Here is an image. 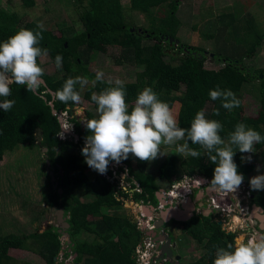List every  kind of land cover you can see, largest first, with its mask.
I'll return each mask as SVG.
<instances>
[{
  "label": "trees",
  "instance_id": "obj_1",
  "mask_svg": "<svg viewBox=\"0 0 264 264\" xmlns=\"http://www.w3.org/2000/svg\"><path fill=\"white\" fill-rule=\"evenodd\" d=\"M20 2L26 9L36 5V0H20ZM75 2L83 7L79 16L82 29L67 36L57 37L51 30L43 28V39L39 45L42 49H47L48 57L54 62L57 54L63 57L64 77L60 80L51 79L44 72L42 77L44 83L36 92H28L25 86L13 83L11 96L0 97V101L3 99L15 101L10 111L4 112L0 109V161L6 153L15 151L20 146L29 149L38 147L41 151L44 148L47 149L44 155L49 161L50 168L53 169L54 176L57 175L55 183L57 186L55 189L51 187L44 203L48 207L63 208L64 215L67 217L68 229L65 233L69 237L70 245L67 246L69 251L64 252L65 260L75 256L73 264H136L133 259V250L138 232L132 220L124 214H98L96 211H90L93 207H113L121 211L122 207L114 200L113 187L108 182L100 176L90 178L84 175V170L89 167L84 163L85 159L75 150L69 151L73 145L57 139L60 124L53 113L65 110L67 107L73 108L75 103L60 102L55 97L56 91L62 88L68 78L81 76L94 81L95 74L88 70L91 52H104L109 47H117L123 51L121 58L116 61L117 64L126 61L139 69L135 73L134 82L124 83L129 111L135 104L137 95L147 87L152 88L158 94V98L166 102L170 108L174 102L181 103L178 123L184 128L190 127L198 111L205 112L207 106L211 105L209 116L207 117L206 114L205 116L222 124V131L219 134L227 142L228 134L234 131L235 125L240 122L264 136V79L260 86L261 100L258 114L241 116L238 109L241 103L239 107L229 111L222 107L221 100L213 101L209 96L210 90L219 87L220 90L233 91L239 99L238 94L247 80L244 69L237 64L240 59L233 60L231 55L220 54V59L227 64L225 68L202 69L200 73L197 72L196 66L205 61V56L189 53L179 59L178 64L163 59L167 48L174 49V41L178 39L179 22L176 20L178 0H128L131 11L145 14L153 26L156 24L155 20L160 26L158 30L141 31L133 25L128 27L125 24L121 0H75ZM165 4L169 7L165 18L158 20L152 15L151 10ZM233 18L231 26L225 29L236 28L235 15ZM250 19L245 18L242 22H245V30L254 32V40L249 47L251 51L263 41L264 32H260L255 22ZM37 25L34 22L22 23L17 13L0 7V42L6 41L21 28L41 31ZM130 28L134 29V32L130 31ZM213 36L214 34L209 37ZM170 39L174 40L169 45ZM147 40H151L152 43L144 44ZM39 61L40 58L38 63ZM255 76L257 77V74ZM250 79L253 80V77ZM111 86L114 84L110 85L104 80L96 82L91 90L85 91L84 97L97 109V105L91 100L93 92L100 93ZM216 110L219 111V115H215ZM96 118L92 114H87L86 122ZM73 121L78 135L77 146L81 147L85 138L91 133L85 126L86 122L82 125L80 122ZM39 130L40 134H38ZM189 148L199 151L201 156L199 158L188 156L180 160L176 155L168 153L159 166L158 178L168 181L176 174L179 167L189 175L200 173L213 178L215 164L210 162L206 150L190 141ZM200 148L203 149L207 158H204ZM254 150L260 152L264 166V142L254 145ZM254 155L255 153H249L247 157L251 156L252 159ZM245 157L246 153H240L238 150L234 156L240 174H243L241 169L245 168L249 172L255 169L253 163L250 165L244 163ZM124 162L131 168L132 162H135L134 167L137 166L136 171L132 169L130 171L142 187L143 193L136 195L135 198L149 200L151 204H155L157 202L155 195L159 187L157 180L144 171L148 162L140 161L132 155H129ZM244 177L247 179L245 175ZM59 190H62V193ZM79 191L80 193L77 194ZM80 194H93L95 200L83 202L79 200ZM254 202L264 208L263 190H255ZM194 222L187 226L186 234L204 246L205 254L193 264H213L217 247L227 248L229 244L235 245L236 236L224 233L217 222H212L209 218L197 219ZM198 225L201 228H198ZM82 235L92 236L93 241L91 243L81 241ZM59 238L60 236L54 233V230L52 232L51 228L41 235L34 234L26 237L31 244L25 245L23 249L30 250V246L38 242L42 247L32 252L42 257L46 264H55L61 248Z\"/></svg>",
  "mask_w": 264,
  "mask_h": 264
},
{
  "label": "rangeland",
  "instance_id": "obj_2",
  "mask_svg": "<svg viewBox=\"0 0 264 264\" xmlns=\"http://www.w3.org/2000/svg\"><path fill=\"white\" fill-rule=\"evenodd\" d=\"M179 7L176 13V20L179 22L177 29V40L174 41L172 48H167L163 59L171 61L173 64H178L179 59L187 54H199L205 56L203 63L197 64V72L202 69L219 70L227 66L225 61L220 59V54L230 56L238 60V66L244 69L247 80L244 82L240 93L238 94L241 100V106L238 108L241 116H256L259 112V102L261 100V81L264 79V39L259 46L253 50L249 47L253 43L254 32L245 30V18L255 22L260 32H264V0H178ZM123 6V18L125 24L134 26L141 30H158L160 26H154L149 22L148 16L143 13L133 12L129 9L128 0H121ZM0 7L10 12H15L20 17L22 23L34 22L42 24L44 29L51 30L55 36H67L72 32L82 29V24L79 16L83 11V7L78 5L75 0H36V5L33 8H24L20 0H0ZM168 5H162L153 8L151 13L158 20L164 19L168 10ZM228 13V14H227ZM235 15L237 22L236 30L234 28L225 29L231 26ZM234 19V18H233ZM241 21V22H240ZM165 29V27H163ZM131 29V28H130ZM225 30H229L225 33ZM134 32L133 30H130ZM140 34V32H137ZM214 34L213 37H209ZM150 39V38H148ZM174 40V39H172ZM173 42V41H172ZM151 40H147L144 44H151ZM261 44H263L261 46ZM170 45V42H169ZM123 51L117 47H109L106 51H92L89 58L88 70L96 75V72L104 73V81L122 80L124 83L134 82L135 73L139 70L133 64L123 61L122 64H117V59H120ZM243 58V59H241ZM44 72L52 78L60 80L64 77V63L60 69H57L55 62L50 57H41L39 61ZM257 74V77L255 76ZM260 75V77H259ZM253 77V80L250 79ZM262 77V78H261ZM88 84L83 88L80 85L76 86V90L80 93L81 102L70 107L71 114L77 118L83 125L86 122L87 114H92L97 117V109L93 103L84 97L86 90H91L94 86L93 81L88 79ZM109 84V83H108ZM99 94L98 92H93ZM181 109L180 102H174L171 110L179 120ZM211 111V105L207 106L205 114L208 117ZM183 144V141L177 142ZM204 158H207L202 148H200ZM43 151V150H42ZM42 151L35 147L33 150L27 147H19L14 154L6 153L0 163V236L7 232H16V234L39 235L44 231L52 228V232L57 233L60 238L66 243L69 237L64 236L62 228L55 221L54 214L49 212L46 205L41 206L44 202L46 193L51 190L52 185L47 174L51 172V168L47 165L45 155ZM162 151L165 155L158 156L155 160L148 162L144 171L157 180V183L162 184L158 178L159 166L168 155L172 153L180 160L188 158L189 155H181L176 152V146H162ZM246 153L244 163L246 165L254 164L255 169L252 172L245 168L241 172L250 180L251 177L264 174L263 158L260 152H255L254 157L249 162ZM133 165V163H132ZM134 166V165H133ZM182 168L179 167L175 174H182ZM259 169V171L257 170ZM60 173V172H59ZM240 173V172H239ZM89 175V174H88ZM90 176V175H89ZM91 176L94 174L91 173ZM167 182V181H166ZM54 183V182H53ZM165 183V182H164ZM30 187V188H29ZM33 196V203L26 196V190ZM264 192V190H263ZM15 203H14V202ZM24 202V203H22ZM14 203V204H13ZM44 204V203H43ZM191 207V206H188ZM45 208V209H44ZM133 205L129 204V209L119 210L117 208L93 207L90 211H96L98 214H124L132 216ZM24 212V213H23ZM126 212V213H125ZM19 213V214H18ZM32 214L33 221L30 217V222H27L25 215ZM194 222V221H193ZM47 223H49L48 227ZM195 223V222H194ZM58 226V227H57ZM198 228H201L199 225ZM8 228V229H7ZM7 229V230H6ZM181 230V228H180ZM180 230L178 231L180 233ZM185 234L182 238H176L177 249L175 256L182 258L181 263L193 264L197 262L204 254V246L196 242ZM81 241L91 243L92 236L82 235ZM113 241H116L113 239ZM240 242V239H237ZM235 241V243L237 242ZM61 245L60 250H67L66 244ZM26 244V243H25ZM31 241H27L26 245H30ZM42 245L35 242L30 246V250L36 251ZM70 253V252H69ZM57 257L55 264H73V257L65 260L61 256ZM5 262V255L3 256ZM29 263V262H28ZM34 264H44L39 261ZM46 264V263H45Z\"/></svg>",
  "mask_w": 264,
  "mask_h": 264
},
{
  "label": "clouds",
  "instance_id": "obj_3",
  "mask_svg": "<svg viewBox=\"0 0 264 264\" xmlns=\"http://www.w3.org/2000/svg\"><path fill=\"white\" fill-rule=\"evenodd\" d=\"M37 27L41 31L21 28L6 41L0 42V97L11 96L13 83L25 86L28 92H36L44 83V70L38 59L47 56L48 51L39 46L43 39V25L38 24ZM62 62L63 57L57 54V69L61 68ZM103 79L104 73L98 70L93 83L103 82ZM88 82L87 77L68 78L62 88L56 91L55 97L62 103L79 104L81 96L76 86L79 84L83 88ZM108 83L111 85L113 81ZM209 96L213 101L221 100L222 107L229 111L239 107L241 103L233 91L220 90L219 87L210 90ZM91 100L97 105L98 118L85 123L91 134L85 138L82 154L85 157L84 163L101 174V178L106 174L110 162L120 164L129 155L140 161L151 162L158 156L165 155L162 146L175 145L176 152L181 154L179 156L199 158L201 153L189 148L190 141L205 149L210 162L215 164L209 186L216 190L235 192L244 181V176L238 172L234 161L237 150L240 153H255L254 145L264 142V136L243 122L235 125L226 142L219 134L222 124L217 120L207 119L203 110L195 114L189 128L181 127L170 106L161 101L150 87L137 95L135 104L129 111L124 82L120 79H116L114 86L99 94L93 93ZM14 104V100L3 99L0 101V109L8 112ZM215 115H219L218 110ZM179 141H183V144H178ZM71 149L74 150L73 147ZM247 160L250 162L251 156ZM249 184L252 190H264V174L251 177ZM121 207L123 210V203ZM203 218L196 214L195 220ZM172 230L170 244L174 246L173 227ZM165 249L170 251L168 245ZM170 252L169 255L162 250V256L164 254V257L172 259V264H181L182 258L178 262L179 256L174 258V253ZM213 264H264V235L253 236L247 242L237 241L227 248L217 247Z\"/></svg>",
  "mask_w": 264,
  "mask_h": 264
},
{
  "label": "built area",
  "instance_id": "obj_4",
  "mask_svg": "<svg viewBox=\"0 0 264 264\" xmlns=\"http://www.w3.org/2000/svg\"><path fill=\"white\" fill-rule=\"evenodd\" d=\"M71 113L69 107L53 113L60 124V131L56 136L61 142H70L73 149L85 159L82 154L85 142L81 147L77 146L78 135L73 120L80 121ZM102 177L112 185L113 197L123 203V207L127 204L133 205L130 219L138 232L133 250L136 264L173 263L172 259L162 256V250L171 245L173 230L171 224L161 222V214L166 210L177 209L181 204L192 202L198 216L217 222L224 233L236 236L235 241L240 239V242H247L253 236L264 235L259 220L254 216L255 190L250 188L249 180L245 177L239 188L232 192L211 188L209 184L212 177L182 173L170 178L165 182L166 185L159 186L155 204H151L149 200L135 198L136 195H142L143 189L133 179L124 163L110 162L106 174ZM120 194H124L123 197ZM60 253L63 260L64 253Z\"/></svg>",
  "mask_w": 264,
  "mask_h": 264
},
{
  "label": "crops",
  "instance_id": "obj_5",
  "mask_svg": "<svg viewBox=\"0 0 264 264\" xmlns=\"http://www.w3.org/2000/svg\"><path fill=\"white\" fill-rule=\"evenodd\" d=\"M228 31L229 30H225V33L228 32ZM262 45L263 44H261V46ZM257 46H259V45H256L255 47H257ZM33 149H30V150H33ZM14 152L15 151H12V152H9V153L14 154ZM0 163H1V161H0ZM122 163H124L128 167L130 174H131V171H130L131 169L135 170V171L137 169L136 168L137 166L134 167L135 166L134 165L135 162H132L133 165H134V166L132 165V168H131V166H129L128 163H126L124 161H122ZM47 165H49V161H47ZM181 170H182V173H186L183 169H181ZM91 173L94 174V176H91ZM84 175H86V176L91 178V177H95V176H100L101 174L97 173L96 171H94V170H92L90 168L89 169L86 168L84 170ZM192 175H197V176H202V177L205 176V175L200 174V173H195V174H192ZM47 176H48V179L50 180V184L52 185L53 189H55L57 185L54 184L55 183V181H54V177L55 176H54V173H53V169H51V172H49L47 174ZM131 176L133 177V179L135 181H137L133 174H131ZM160 181L163 182V183L160 184V185H159V183H157L158 187L166 185V183H164V182H166V179H160ZM23 190L27 191L25 195L28 196L29 201H31L33 203V196L31 195V193L28 192L30 189L26 188V189H23ZM59 192L62 193V190H59ZM49 193L50 192L48 191L46 193V196L45 197L43 196L44 200H45V198L47 197V195ZM79 193H80V191L77 194H79ZM112 195H113V190H112ZM120 195L123 197L124 194L123 195L120 194ZM125 197H127V199H129L128 195H126V194H125ZM79 200H81L83 202H91V201L95 200V197H94L93 194L92 195L91 194H89V195L80 194L79 195ZM114 200L116 202H119V204L121 205L120 201H117L115 198H114ZM22 203H24V202H22ZM43 203L41 205L42 207L44 205H46L45 203L44 204ZM190 203H192V202H190ZM190 203L181 204V205L178 206L177 209L166 210V211L162 212V214H161V222L163 221V222H166L167 224H171V226L174 228V235H173V238H172L174 246H171V245L169 246V250L172 251L173 253L175 252V249H177L176 238H180L181 239L182 236L186 234L187 226L192 225L193 221L195 220V217H196L195 206H194V204H190ZM128 205L129 204H127V206ZM127 206L123 207L124 208L123 211L126 210V212H127V210H128ZM188 206H191V207H188ZM48 208H50L49 212L54 214L55 221L58 223L60 228H62V232H64V236L66 237L67 234L65 232L68 229V227H66L67 217H65V215H64L63 208L56 207V206L55 207H48ZM104 208H108V207H104ZM110 208H113V207H110ZM25 217L27 218V222L28 223L30 222V217H31V220L33 221L32 214H30L29 216L25 215ZM128 218H129V216H128ZM47 224H48L47 226L50 227L49 223H47ZM180 228H181V230H180ZM179 230H180V233L178 232ZM45 232L46 231H44L43 233H45ZM43 233H41V234H43ZM41 234H39V235H41ZM26 237H28V236H26L24 234L18 235V234H16V232H12V231L10 233L5 231L4 235H2V237L0 236V238H1V242H0V264H34L35 262H37V259H38V263H39V261H42L45 264V261L43 260L42 257L36 255L31 250L23 249V247L27 244V241H28V240H26ZM66 238H68V237H66ZM62 242H63V240L61 241V245H62ZM63 244H66V245L69 246L70 242L68 241V243H66L64 241ZM60 251L63 252L62 250H60ZM4 255H5V262H4V258H3ZM72 257L74 258V256H72ZM175 257H177V256H175V254H174V258Z\"/></svg>",
  "mask_w": 264,
  "mask_h": 264
},
{
  "label": "water",
  "instance_id": "obj_6",
  "mask_svg": "<svg viewBox=\"0 0 264 264\" xmlns=\"http://www.w3.org/2000/svg\"><path fill=\"white\" fill-rule=\"evenodd\" d=\"M132 30V29H131ZM166 39V38H165ZM172 39H170V44L172 43ZM262 78V77H261ZM41 133V131L39 130L38 131V134H40ZM47 151V149L46 148H44L43 149V153H45ZM70 152L72 151V149H70L69 150ZM254 216L257 218V220H259V221H261V227L262 228H264V209L262 208V207H260V206H257V205H255V209H254ZM66 227H68V225L66 224ZM66 237H68V235L66 236ZM163 252H166L167 254H169L170 255V251H168V249H163ZM163 256H164V254H163ZM74 259H75V256H74V258H73V260H72V262L74 261ZM181 260V258L180 257H177V261L179 262Z\"/></svg>",
  "mask_w": 264,
  "mask_h": 264
},
{
  "label": "flooded vegetation",
  "instance_id": "obj_7",
  "mask_svg": "<svg viewBox=\"0 0 264 264\" xmlns=\"http://www.w3.org/2000/svg\"><path fill=\"white\" fill-rule=\"evenodd\" d=\"M56 178H57V175H55V177H54V181H55V183H56ZM55 183H54V184H55ZM254 199H255V198H254ZM254 203H255V202H254ZM255 205L259 206L257 203H255ZM260 207H262V206H260ZM262 208H263V207H262ZM263 209H264V208H263ZM259 222H260V224H262L261 221H259ZM63 253H64V252H63Z\"/></svg>",
  "mask_w": 264,
  "mask_h": 264
}]
</instances>
